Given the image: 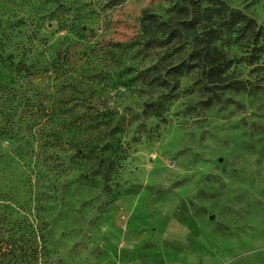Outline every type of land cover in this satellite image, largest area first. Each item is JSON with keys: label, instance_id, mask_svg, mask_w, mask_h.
Here are the masks:
<instances>
[{"label": "rangeland", "instance_id": "rangeland-1", "mask_svg": "<svg viewBox=\"0 0 264 264\" xmlns=\"http://www.w3.org/2000/svg\"><path fill=\"white\" fill-rule=\"evenodd\" d=\"M196 1L0 0V56L66 57L70 77L47 83L42 113L34 69H0V236L12 264H264V53L248 67L247 47L222 49L226 84H178L169 72L191 63L194 37L174 31ZM218 1L264 30V0ZM88 101L132 123L109 182L55 138L83 136Z\"/></svg>", "mask_w": 264, "mask_h": 264}, {"label": "trees", "instance_id": "trees-1", "mask_svg": "<svg viewBox=\"0 0 264 264\" xmlns=\"http://www.w3.org/2000/svg\"><path fill=\"white\" fill-rule=\"evenodd\" d=\"M122 2L123 0H119L118 5H121ZM188 13L189 19L181 23L182 29L174 31V35L178 34L180 38L183 33L194 37L191 63L184 62L178 67L174 66L169 72V75H172L178 84L184 79L188 80L192 77H199V83H204L208 87H221L226 84L229 81L228 73L232 70L233 63L228 62L226 53L222 51L225 48L247 47L251 54L248 58L241 60V63L243 62L248 67L255 66L260 60L259 54L264 53V46L261 42L264 30L255 21L241 13L231 11L218 0H198L192 4ZM67 23L66 20L62 21L64 26ZM44 57L41 56L29 63L20 61L16 66L15 60L0 56L2 71L11 68L34 69V76L29 77L28 84H34L35 89L38 90L36 98L42 113L52 111L49 106L52 94L47 83L66 82L70 79L64 70L67 67L66 57L62 59L61 56L55 55L42 60ZM26 59L27 57H23V60ZM231 87L232 84L227 86V88ZM1 88L0 84V90H2ZM85 105L86 115L81 118V121H78L84 127L83 136L55 138L60 146L68 148V152L72 154L73 163H90L91 171H94L95 177H102L109 182L115 176L116 169L126 159L127 154V151L120 154L115 152L117 137L124 133L128 134L125 129L128 127L131 129L132 123L130 126L127 123L116 125V116L107 109L106 102L91 104L88 101ZM52 120L49 122L50 125L53 124ZM66 140L70 142H65ZM45 145L51 147L52 144L46 140ZM1 238L0 236V264H12L16 260L14 250L10 245L5 247Z\"/></svg>", "mask_w": 264, "mask_h": 264}]
</instances>
